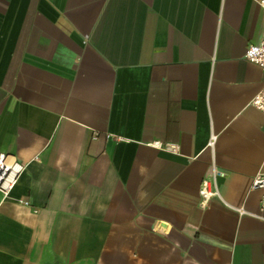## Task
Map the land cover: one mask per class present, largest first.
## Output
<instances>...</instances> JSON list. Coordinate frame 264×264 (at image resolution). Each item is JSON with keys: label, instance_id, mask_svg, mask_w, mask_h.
Returning a JSON list of instances; mask_svg holds the SVG:
<instances>
[{"label": "crops", "instance_id": "0c3cea01", "mask_svg": "<svg viewBox=\"0 0 264 264\" xmlns=\"http://www.w3.org/2000/svg\"><path fill=\"white\" fill-rule=\"evenodd\" d=\"M262 19L257 0H0V153L23 165L0 264H264V70L243 58Z\"/></svg>", "mask_w": 264, "mask_h": 264}, {"label": "built area", "instance_id": "2783aa9c", "mask_svg": "<svg viewBox=\"0 0 264 264\" xmlns=\"http://www.w3.org/2000/svg\"><path fill=\"white\" fill-rule=\"evenodd\" d=\"M257 5L263 13L260 35L257 42L248 44L243 52V58L264 70V0H257ZM248 104L264 115V84L251 96ZM215 140V135H210L207 146L211 147ZM150 145L165 151L176 152L173 144H165L160 141H152ZM23 170V165L11 154L0 153V197L6 198L14 186L17 177ZM222 173L214 169L210 170L207 178H204L198 187L199 204L203 205L208 198L217 195L215 178ZM251 189L264 190V173L257 172L251 178ZM23 205H28L26 200L20 201ZM240 212L241 209L237 208ZM258 209L264 211V191L258 200Z\"/></svg>", "mask_w": 264, "mask_h": 264}]
</instances>
